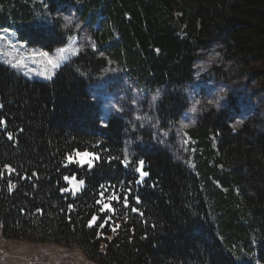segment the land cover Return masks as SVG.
Here are the masks:
<instances>
[{
    "label": "trees",
    "instance_id": "16d2710c",
    "mask_svg": "<svg viewBox=\"0 0 264 264\" xmlns=\"http://www.w3.org/2000/svg\"><path fill=\"white\" fill-rule=\"evenodd\" d=\"M5 30L49 52L80 40L49 81L0 59L5 238L99 264H264V129L232 125L244 89L264 86V0H0ZM213 48L232 100L185 129ZM81 151L92 167L70 161Z\"/></svg>",
    "mask_w": 264,
    "mask_h": 264
},
{
    "label": "rangeland",
    "instance_id": "374dc122",
    "mask_svg": "<svg viewBox=\"0 0 264 264\" xmlns=\"http://www.w3.org/2000/svg\"><path fill=\"white\" fill-rule=\"evenodd\" d=\"M77 39L68 47L49 52L38 47H31L21 41L12 31H0V59L12 66L29 79L49 81L54 78L62 65L77 55L79 42ZM61 50H64L61 52ZM47 54V55H44ZM221 52L216 49L205 51L196 63L195 79L190 87L191 105L185 114L182 124L188 128L194 122L200 109L223 108L229 106L232 97L229 87L218 80V68L229 70L223 62ZM59 67H53V64ZM263 80L254 79L242 93L234 115L233 127H240L249 119L256 120L264 129V86L259 85ZM255 84L257 86H255ZM124 87V86H122ZM125 90V89H124ZM231 92V91H230ZM143 99V97H140ZM195 109V110H193ZM139 111V110H138ZM109 112H105L104 117ZM70 161L81 165H94V155L89 152H78ZM69 186L66 192L78 193L84 186L82 180L68 177ZM83 182L82 184L80 182ZM255 264H261L257 260ZM0 264H99L87 257L78 247H67L52 242H34L28 240L7 239L0 228Z\"/></svg>",
    "mask_w": 264,
    "mask_h": 264
},
{
    "label": "snow or ice",
    "instance_id": "6c2138e0",
    "mask_svg": "<svg viewBox=\"0 0 264 264\" xmlns=\"http://www.w3.org/2000/svg\"><path fill=\"white\" fill-rule=\"evenodd\" d=\"M64 50H61V52H63ZM44 55H47V54H44ZM53 67H59V64L56 63V64H53ZM195 110V109H193ZM71 159V158H70ZM96 159H99V157L97 156ZM89 165L91 166V161H88ZM140 164L143 165V161H140ZM144 175H147V173H143ZM81 184L83 183L82 181L80 182ZM96 218L93 217V220L89 222V226H92V224L95 222Z\"/></svg>",
    "mask_w": 264,
    "mask_h": 264
}]
</instances>
